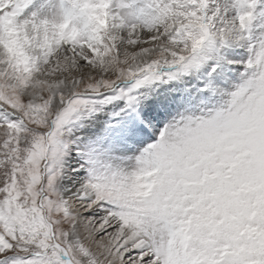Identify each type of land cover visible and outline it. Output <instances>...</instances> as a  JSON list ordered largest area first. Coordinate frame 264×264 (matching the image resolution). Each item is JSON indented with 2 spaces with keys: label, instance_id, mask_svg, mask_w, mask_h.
Wrapping results in <instances>:
<instances>
[{
  "label": "snow or ice",
  "instance_id": "1",
  "mask_svg": "<svg viewBox=\"0 0 264 264\" xmlns=\"http://www.w3.org/2000/svg\"><path fill=\"white\" fill-rule=\"evenodd\" d=\"M32 3L0 0V264H264V0Z\"/></svg>",
  "mask_w": 264,
  "mask_h": 264
},
{
  "label": "rangeland",
  "instance_id": "2",
  "mask_svg": "<svg viewBox=\"0 0 264 264\" xmlns=\"http://www.w3.org/2000/svg\"><path fill=\"white\" fill-rule=\"evenodd\" d=\"M60 6L61 0H33L31 6L25 11L24 17L27 18L33 14H37L41 18H58V16L50 15L49 9H51L52 14H56L58 13Z\"/></svg>",
  "mask_w": 264,
  "mask_h": 264
}]
</instances>
